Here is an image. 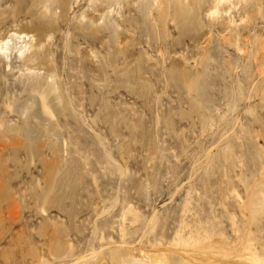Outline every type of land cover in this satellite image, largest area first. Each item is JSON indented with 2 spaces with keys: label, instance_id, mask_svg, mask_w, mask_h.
Here are the masks:
<instances>
[{
  "label": "rangeland",
  "instance_id": "rangeland-1",
  "mask_svg": "<svg viewBox=\"0 0 264 264\" xmlns=\"http://www.w3.org/2000/svg\"><path fill=\"white\" fill-rule=\"evenodd\" d=\"M0 264H264V0H0Z\"/></svg>",
  "mask_w": 264,
  "mask_h": 264
},
{
  "label": "bare ground",
  "instance_id": "bare-ground-1",
  "mask_svg": "<svg viewBox=\"0 0 264 264\" xmlns=\"http://www.w3.org/2000/svg\"><path fill=\"white\" fill-rule=\"evenodd\" d=\"M159 1V0H158ZM221 1V0H220ZM14 35V34H13ZM16 35V34H15ZM22 34L20 33L18 36V38L21 36ZM27 35H22V37H26ZM5 41V40H4ZM43 38L40 36H38V40H36L35 46L38 45V47L40 48L39 50H44V44H43ZM5 43V42H4ZM43 47V48H42ZM30 48V45L27 46V44H25L19 51L20 54H18L19 56H22L23 54H25ZM43 53V52H42Z\"/></svg>",
  "mask_w": 264,
  "mask_h": 264
}]
</instances>
